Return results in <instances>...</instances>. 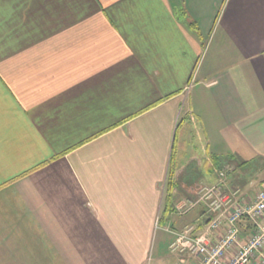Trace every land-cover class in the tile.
I'll return each instance as SVG.
<instances>
[{
    "label": "crops",
    "instance_id": "obj_1",
    "mask_svg": "<svg viewBox=\"0 0 264 264\" xmlns=\"http://www.w3.org/2000/svg\"><path fill=\"white\" fill-rule=\"evenodd\" d=\"M255 144L264 0H0V264H194L172 166Z\"/></svg>",
    "mask_w": 264,
    "mask_h": 264
},
{
    "label": "built area",
    "instance_id": "obj_2",
    "mask_svg": "<svg viewBox=\"0 0 264 264\" xmlns=\"http://www.w3.org/2000/svg\"><path fill=\"white\" fill-rule=\"evenodd\" d=\"M220 176L219 184H203L195 201L178 205L176 214L186 216L195 203L202 204L204 220L197 224L206 229L202 235L195 224L176 233L167 229L174 239L170 252L194 264H264V190L251 196L230 184L228 171Z\"/></svg>",
    "mask_w": 264,
    "mask_h": 264
},
{
    "label": "rangeland",
    "instance_id": "obj_3",
    "mask_svg": "<svg viewBox=\"0 0 264 264\" xmlns=\"http://www.w3.org/2000/svg\"><path fill=\"white\" fill-rule=\"evenodd\" d=\"M193 117H194V114L190 116V119L194 120ZM256 121H258V119H256ZM199 143H202V142L196 141V144H199ZM254 146H255L254 148L255 151H250V150L246 151V152H249L248 154L243 153L239 157L234 156L233 158L232 157L223 158L224 160L221 164V168H219L220 165L217 164V168L215 167L214 169V171H216L215 172L216 181L213 185H215L216 183L217 184L220 183V179H221L220 172L228 171L230 184L234 187H238L242 189L244 193H247L249 195L251 194L252 196L253 193H258L259 191L264 190V158L260 156L262 155L264 150L260 148L257 144H255ZM239 153L240 151H237V152L235 151L236 155ZM237 159H240L241 163H239V160ZM211 160L212 161L218 160L219 162L220 157L219 156L214 157V158L210 157L209 161ZM229 160L231 161L235 160V161H233L232 163H229ZM200 164L201 163L199 159L197 158L191 159L190 157L187 156L185 159V166L182 167V170L178 171V168L172 166V170H171L172 175L170 176V181H172L171 186H173L172 192H171V198L173 200L174 199L178 200L179 196L185 195L184 197H186L185 199H182L181 202L176 201L172 205L171 212H174L176 217H178V215L176 214L178 205L180 203L185 202L187 199L188 200L186 201V204H188V201L190 200L195 201L197 198L198 190L203 185L201 181L197 180L199 176L202 175V172L200 171V168H201ZM208 164L211 166H214L213 162H210V163L208 162ZM179 187H181V189H179ZM179 190H182V191L179 192ZM203 208L204 206L202 204L195 203L194 206H192L191 209L188 210L189 213H187L186 217L191 219L193 214L194 215L199 214L198 216H202L201 214L203 212L202 211ZM179 217L183 218L185 216H179ZM185 221L187 222L188 220H185ZM190 223H194V221L189 220L186 223L187 224L186 226H191L192 224ZM170 237L168 236L166 237V241L169 246L173 243V240H174L173 236L172 238Z\"/></svg>",
    "mask_w": 264,
    "mask_h": 264
},
{
    "label": "trees",
    "instance_id": "obj_4",
    "mask_svg": "<svg viewBox=\"0 0 264 264\" xmlns=\"http://www.w3.org/2000/svg\"><path fill=\"white\" fill-rule=\"evenodd\" d=\"M230 157V156H229ZM224 158H226V157H224ZM233 158V157H232ZM223 158H220V160H219V163H218V165H220V167L219 168H221V164H222V162H223ZM233 161H235V160H233ZM172 175V171H171V173H170V176ZM171 182L172 181H170V189H169V192H170V195L167 197V206L168 207H172V198H171V192H172V188H173V186H171ZM167 208V207H166Z\"/></svg>",
    "mask_w": 264,
    "mask_h": 264
}]
</instances>
